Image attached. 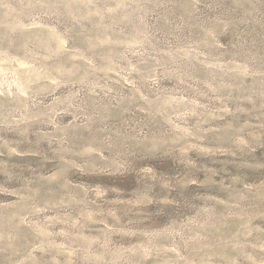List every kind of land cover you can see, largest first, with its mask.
Here are the masks:
<instances>
[{"label":"rangeland","instance_id":"rangeland-1","mask_svg":"<svg viewBox=\"0 0 264 264\" xmlns=\"http://www.w3.org/2000/svg\"><path fill=\"white\" fill-rule=\"evenodd\" d=\"M0 264H264V0H0Z\"/></svg>","mask_w":264,"mask_h":264}]
</instances>
